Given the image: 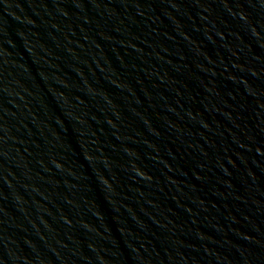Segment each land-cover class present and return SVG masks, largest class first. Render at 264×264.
I'll use <instances>...</instances> for the list:
<instances>
[{
	"label": "water",
	"instance_id": "95a60500",
	"mask_svg": "<svg viewBox=\"0 0 264 264\" xmlns=\"http://www.w3.org/2000/svg\"><path fill=\"white\" fill-rule=\"evenodd\" d=\"M0 264H264V0H0Z\"/></svg>",
	"mask_w": 264,
	"mask_h": 264
}]
</instances>
